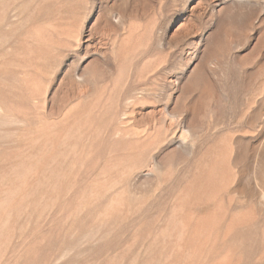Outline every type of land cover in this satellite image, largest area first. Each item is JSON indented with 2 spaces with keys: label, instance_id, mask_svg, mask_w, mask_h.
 I'll list each match as a JSON object with an SVG mask.
<instances>
[{
  "label": "rangeland",
  "instance_id": "obj_1",
  "mask_svg": "<svg viewBox=\"0 0 264 264\" xmlns=\"http://www.w3.org/2000/svg\"><path fill=\"white\" fill-rule=\"evenodd\" d=\"M0 264H264V0H0Z\"/></svg>",
  "mask_w": 264,
  "mask_h": 264
}]
</instances>
